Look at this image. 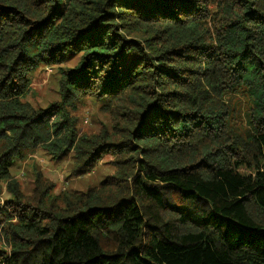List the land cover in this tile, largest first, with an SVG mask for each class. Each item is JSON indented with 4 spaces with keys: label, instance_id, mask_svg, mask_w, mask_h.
Instances as JSON below:
<instances>
[{
    "label": "trees",
    "instance_id": "obj_1",
    "mask_svg": "<svg viewBox=\"0 0 264 264\" xmlns=\"http://www.w3.org/2000/svg\"><path fill=\"white\" fill-rule=\"evenodd\" d=\"M0 264H264V0H0Z\"/></svg>",
    "mask_w": 264,
    "mask_h": 264
},
{
    "label": "rangeland",
    "instance_id": "obj_2",
    "mask_svg": "<svg viewBox=\"0 0 264 264\" xmlns=\"http://www.w3.org/2000/svg\"><path fill=\"white\" fill-rule=\"evenodd\" d=\"M57 79L58 76L53 68L39 67L36 69L32 73L31 91L26 96V101L37 108H45L52 102L60 101ZM74 116L77 118V129L81 133L96 132L107 121L106 115L97 111L96 106L90 102L75 111ZM30 156V159L19 166V168L13 170L16 177L21 183L28 180L29 174L25 173L23 175L22 172L26 166L35 163L41 169L44 177L54 182V194H59L67 189L85 190L88 186H94L105 175L112 172V167L108 165V161L111 159L110 155L102 157L98 166L93 168L92 172L86 174L84 178L69 176V164L66 161L53 160L42 149H38L37 152Z\"/></svg>",
    "mask_w": 264,
    "mask_h": 264
}]
</instances>
